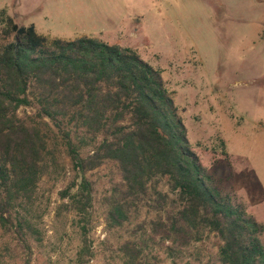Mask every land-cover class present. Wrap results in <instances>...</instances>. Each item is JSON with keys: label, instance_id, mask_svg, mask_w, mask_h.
<instances>
[{"label": "trees", "instance_id": "1", "mask_svg": "<svg viewBox=\"0 0 264 264\" xmlns=\"http://www.w3.org/2000/svg\"><path fill=\"white\" fill-rule=\"evenodd\" d=\"M21 108L34 115L21 117ZM64 157L75 180L61 192L63 207L79 218L85 248L94 207L86 175L111 163L121 179L106 198L108 225L123 227L144 206L158 214L147 240L122 246L125 264H150V244L175 257L209 235L220 242L217 264H264V225L202 165L160 71L133 49L50 39L3 10L0 264L40 235L39 183Z\"/></svg>", "mask_w": 264, "mask_h": 264}, {"label": "rangeland", "instance_id": "2", "mask_svg": "<svg viewBox=\"0 0 264 264\" xmlns=\"http://www.w3.org/2000/svg\"><path fill=\"white\" fill-rule=\"evenodd\" d=\"M3 10L50 39L86 36L135 50L160 71L217 187L264 225V0H0ZM86 176L94 197L87 248L79 218L63 207L61 192L75 180L64 157L39 183L40 235L8 264H125L122 246L149 238L158 216L150 207L121 228L107 223L106 198L121 179L114 164ZM219 243L209 235L175 257L154 244L145 254L150 264H217Z\"/></svg>", "mask_w": 264, "mask_h": 264}]
</instances>
